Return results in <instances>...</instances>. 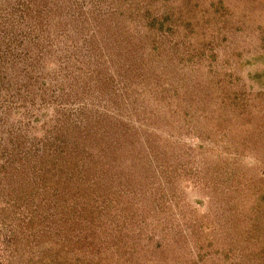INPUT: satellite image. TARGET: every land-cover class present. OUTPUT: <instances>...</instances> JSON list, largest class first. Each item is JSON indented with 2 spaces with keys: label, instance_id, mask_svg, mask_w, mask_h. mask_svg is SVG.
<instances>
[{
  "label": "rangeland",
  "instance_id": "374dc122",
  "mask_svg": "<svg viewBox=\"0 0 264 264\" xmlns=\"http://www.w3.org/2000/svg\"><path fill=\"white\" fill-rule=\"evenodd\" d=\"M0 264H264V0H0Z\"/></svg>",
  "mask_w": 264,
  "mask_h": 264
}]
</instances>
